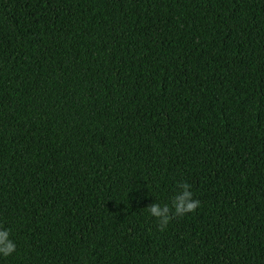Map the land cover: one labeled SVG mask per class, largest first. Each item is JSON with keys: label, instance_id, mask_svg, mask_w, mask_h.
<instances>
[{"label": "trees", "instance_id": "16d2710c", "mask_svg": "<svg viewBox=\"0 0 264 264\" xmlns=\"http://www.w3.org/2000/svg\"><path fill=\"white\" fill-rule=\"evenodd\" d=\"M0 226V264H264V0H0Z\"/></svg>", "mask_w": 264, "mask_h": 264}, {"label": "clouds", "instance_id": "9594fccd", "mask_svg": "<svg viewBox=\"0 0 264 264\" xmlns=\"http://www.w3.org/2000/svg\"><path fill=\"white\" fill-rule=\"evenodd\" d=\"M190 187L186 182L178 183L177 191L171 197L170 203L154 202L146 206L149 215L156 218L159 231L163 232L174 217H183L185 214L194 212L200 206V201L193 198ZM15 250L16 244L10 239V230L0 226V255L7 257Z\"/></svg>", "mask_w": 264, "mask_h": 264}]
</instances>
